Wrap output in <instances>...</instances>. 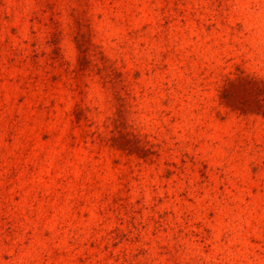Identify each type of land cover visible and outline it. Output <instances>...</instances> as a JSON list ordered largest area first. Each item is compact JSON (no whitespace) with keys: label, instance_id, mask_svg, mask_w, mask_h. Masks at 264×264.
<instances>
[{"label":"rangeland","instance_id":"374dc122","mask_svg":"<svg viewBox=\"0 0 264 264\" xmlns=\"http://www.w3.org/2000/svg\"><path fill=\"white\" fill-rule=\"evenodd\" d=\"M0 264H264V0H0Z\"/></svg>","mask_w":264,"mask_h":264},{"label":"trees","instance_id":"16d2710c","mask_svg":"<svg viewBox=\"0 0 264 264\" xmlns=\"http://www.w3.org/2000/svg\"><path fill=\"white\" fill-rule=\"evenodd\" d=\"M229 83H230V81L227 80V83L226 84H229Z\"/></svg>","mask_w":264,"mask_h":264}]
</instances>
